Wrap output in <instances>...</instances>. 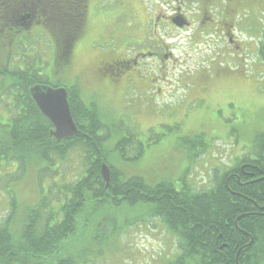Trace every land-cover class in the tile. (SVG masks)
Returning <instances> with one entry per match:
<instances>
[{
  "label": "rangeland",
  "instance_id": "rangeland-1",
  "mask_svg": "<svg viewBox=\"0 0 264 264\" xmlns=\"http://www.w3.org/2000/svg\"><path fill=\"white\" fill-rule=\"evenodd\" d=\"M154 6L155 0H87L81 33L71 47L69 63L56 65L52 34L40 22L20 33L9 67L32 65L42 75H48L53 85L74 86L85 103H95L106 125L100 134L107 136L104 148L109 161L126 177H142L150 184L170 181L178 189L185 181L197 190L207 189L236 162L257 157L255 138L264 134V59L259 55L264 12L253 16L258 25L243 36L250 55L246 76L235 73L229 78L233 85L226 87L216 76L213 64L218 62L213 60L217 48L201 51L197 44L189 56L181 47L186 45L178 44L175 53L181 61L173 66L167 63V92L157 98L150 93L152 98L144 87L146 80L139 82L134 77L135 83L129 86L125 77L115 74L119 83L113 84L111 77L101 79L99 68L104 61L132 56L142 46L153 45L151 38L156 36L167 39L168 44L179 42L173 39L178 31L154 33L153 17L147 12ZM188 35L190 32H181L180 37ZM9 48L0 43V69L5 68L4 54ZM242 64L239 59L232 68L237 66L240 70ZM184 79L186 83L189 79L190 90L183 87ZM15 106L9 93L0 96V124H6L16 114ZM200 135L204 144L193 146L192 140ZM120 138L132 139L127 156L115 149ZM203 147L205 150L197 154ZM140 149L143 154L137 156ZM85 156L75 148L65 159L55 155L54 162L43 164L40 171L23 172L15 162H0V223L10 216L12 200L16 201L19 218L24 215L25 206L36 204L40 197L48 198L54 207L59 205V198L65 196L60 185L80 179ZM140 211L113 208L119 232L116 235L108 234L106 226L91 227L90 261L85 264H169L180 253L178 238L157 217H144L125 226V221L135 220Z\"/></svg>",
  "mask_w": 264,
  "mask_h": 264
},
{
  "label": "trees",
  "instance_id": "trees-1",
  "mask_svg": "<svg viewBox=\"0 0 264 264\" xmlns=\"http://www.w3.org/2000/svg\"><path fill=\"white\" fill-rule=\"evenodd\" d=\"M86 8L87 0H0V18L7 10L15 15L22 11L38 14L52 34L56 65L62 67L69 63ZM22 31L15 27L8 32L0 19V43L10 47L4 54L5 68L0 69V96L7 92L16 104V114L0 124V162H15L23 172L40 171L43 164L54 162L55 155L65 159L78 148L86 155V165L80 179L60 185L65 196L55 207L40 197L36 204L25 206L19 218L12 200L10 216L0 223V264H85L90 261L91 227L102 225L108 234L119 233L112 212L117 207L142 210L135 220H126L125 226L144 217L160 218L167 225L178 238L180 251L169 264H264V134L255 138L257 157L242 159L247 164L243 171L238 163L207 189L197 190L185 181L178 189L170 181L150 184L142 177H126L109 161L104 148L107 136L100 134L106 125L98 106L85 103L76 87L65 86L79 133L62 141L49 136L52 124L29 92L37 82L53 85L49 76L32 65L9 67ZM259 54L264 57V41ZM201 136L192 140L193 146L204 144ZM131 142L120 138L115 149L127 156ZM142 154L140 149L137 156ZM103 162L111 168L109 188L101 174Z\"/></svg>",
  "mask_w": 264,
  "mask_h": 264
},
{
  "label": "flooded vegetation",
  "instance_id": "flooded-vegetation-1",
  "mask_svg": "<svg viewBox=\"0 0 264 264\" xmlns=\"http://www.w3.org/2000/svg\"><path fill=\"white\" fill-rule=\"evenodd\" d=\"M22 12L21 15H19L20 13L15 15L12 10H7L5 16L0 18L1 24L5 25L8 32L15 27L28 29L35 23L41 22L38 14L33 13L31 18L26 19L27 12ZM147 12L153 17L152 29L155 34L158 35L160 30L168 34L178 31L179 35L173 39H178L179 42L174 45L168 44L167 39H161L159 36L151 38L155 41L153 45L142 46L132 56L125 55L123 58L104 61L99 68L101 79L106 80L111 77L110 80L113 81V84H118L119 80L115 78L116 74L119 77H125L129 86L135 83L134 77H137L139 82L146 80L144 86L147 88L146 92L152 98L154 96L150 93H154L157 98L167 92L165 87L170 81L166 71L167 63L171 62L173 66L181 61V58H178L175 53L178 44L186 45L181 47L189 56L191 51L197 49L194 46L197 44L201 51L207 50L206 47L217 48L218 51L216 50L213 60H218V62L213 64L216 76L226 87L233 85L229 78L235 73L241 77L247 75L246 63H249L250 55L248 57V47L245 46L247 38L243 36L253 25H258L253 16L264 12V0H155V6L152 9L147 8ZM181 32H190V35L186 38L180 37ZM240 33L243 35L240 36ZM197 39L202 40L201 43H197ZM238 58L243 62L240 70L237 66L232 68V65L239 61ZM147 66L156 70V74H158L151 73ZM182 76L186 78L184 74ZM44 84L51 85L37 82L30 88ZM183 84L184 88L190 90L189 79L188 83L184 79ZM228 104H232V102L229 101ZM246 165L245 163L242 166V171Z\"/></svg>",
  "mask_w": 264,
  "mask_h": 264
},
{
  "label": "water",
  "instance_id": "water-1",
  "mask_svg": "<svg viewBox=\"0 0 264 264\" xmlns=\"http://www.w3.org/2000/svg\"><path fill=\"white\" fill-rule=\"evenodd\" d=\"M28 14L26 18H30ZM31 23V22H30ZM30 95L40 111L49 119L53 128L50 137L55 141L70 139L79 133L65 87L50 85H35L30 88ZM101 174L106 183V188L111 184V169L106 162L101 164Z\"/></svg>",
  "mask_w": 264,
  "mask_h": 264
},
{
  "label": "bare ground",
  "instance_id": "bare-ground-1",
  "mask_svg": "<svg viewBox=\"0 0 264 264\" xmlns=\"http://www.w3.org/2000/svg\"><path fill=\"white\" fill-rule=\"evenodd\" d=\"M238 163L241 165V168H242V166H244V164H245V163H243V161H240V162H236L234 165H236V164H238Z\"/></svg>",
  "mask_w": 264,
  "mask_h": 264
}]
</instances>
